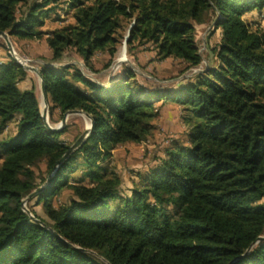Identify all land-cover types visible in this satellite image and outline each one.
Returning a JSON list of instances; mask_svg holds the SVG:
<instances>
[{
  "label": "trees",
  "instance_id": "trees-1",
  "mask_svg": "<svg viewBox=\"0 0 264 264\" xmlns=\"http://www.w3.org/2000/svg\"><path fill=\"white\" fill-rule=\"evenodd\" d=\"M64 10L70 24L36 29ZM253 11L264 13V0H0V32L43 38L51 52L38 66L51 109L79 110L93 123L57 165L70 148L59 141L64 130L45 127L33 85L18 87L25 70L9 56L0 63V264H264V32L242 20ZM201 25L220 39L203 71L172 90L148 91L127 68L103 87L71 65H48L69 49L86 65L96 54L110 61L126 27L128 53L149 46L186 70L202 63ZM158 101L197 122L187 145L171 143L124 195L104 161L116 146L146 141ZM39 163L45 176L36 184ZM50 175L26 202L45 219L26 208L31 218L22 201ZM63 188L70 197L54 203Z\"/></svg>",
  "mask_w": 264,
  "mask_h": 264
},
{
  "label": "rangeland",
  "instance_id": "rangeland-1",
  "mask_svg": "<svg viewBox=\"0 0 264 264\" xmlns=\"http://www.w3.org/2000/svg\"><path fill=\"white\" fill-rule=\"evenodd\" d=\"M58 4H62L60 1ZM65 4L61 7L65 8ZM72 11H62L59 20H53V17L46 18L43 25L37 30L47 32L58 26H65L71 22ZM248 25H253L264 32V13H257L251 20L242 18ZM210 26L201 25L196 27V41L198 54L202 59V63L193 68L184 69V65L173 59H158L149 46L137 47L136 44L129 53L124 39L127 36L128 28L122 31V38L116 48L113 58L109 61L108 56L104 54H96L91 60L90 65H86L72 50H65L61 59L51 62L50 66H73L88 81L96 83L100 86L107 87L116 81L122 74L124 69H129L134 80L148 91L154 90H172L185 79H190L195 73L203 71L207 65V48L213 46L220 39V32L217 31L213 36H209ZM12 51L6 47L5 41L0 38V63L7 60L9 56L16 61L19 60L22 65L28 68L39 70L38 66L51 58V52L41 39H13L8 38ZM124 50V59L118 61L121 50ZM119 54V55H118ZM18 64V63H17ZM214 64L211 65V67ZM27 79L19 84L20 89H28L31 85L34 87V93L37 98L39 109H46L47 123L53 128H59L63 114H59L58 110H52L51 105L46 100L43 104L42 94L40 91V79L35 72L25 70ZM41 101V102H40ZM42 104V105H41ZM44 106V107H43ZM154 106L159 110V116L152 122L153 129L146 141L139 144H124L116 146L111 152L109 166L113 168L121 179V193L128 195L130 189L134 185H139L140 180L145 171L158 162L163 157V151L170 146L171 143L177 142L187 145L186 133L192 123L197 120H189L186 110L175 103L161 104V101L155 102ZM51 116V119H50ZM89 120L82 115H69L65 119L64 126L61 130L64 133L59 137L61 143L71 146L81 133L89 126ZM14 122H11L6 133L14 132ZM60 130V131H61ZM2 136H5L3 134ZM36 176V184H40V179L45 176V165L39 163L33 168ZM79 176V172L75 175ZM70 197V191L63 188L56 194L52 201L56 204L65 203ZM25 208H30L39 218H44L40 205H35L34 201L25 203Z\"/></svg>",
  "mask_w": 264,
  "mask_h": 264
},
{
  "label": "water",
  "instance_id": "water-1",
  "mask_svg": "<svg viewBox=\"0 0 264 264\" xmlns=\"http://www.w3.org/2000/svg\"><path fill=\"white\" fill-rule=\"evenodd\" d=\"M131 27V26H130ZM130 28L128 29L127 32V36L124 39V45L126 44L127 38H128V34H129ZM0 38H2L5 43H6V47L8 48V50L11 52V46L10 43L8 41L9 35L8 33L5 32H0ZM24 70H30L32 72H35L37 74V76L40 79V91L42 94V99H43V103L44 105H46V94H45V90H44V85L41 79V74L39 73V71L35 70L34 68H28L25 67L24 65L21 64V62L19 60L16 61ZM69 115H82L84 117H86L89 120V126L81 133V135L77 138V140L70 146V148L68 149V151L65 153V155L57 162V165H59L64 159H66V157L71 154L73 151H75L88 137L89 133L91 132L92 128H93V123H92V119L85 113L79 111V110H72V111H67L63 114V117L60 121V126L59 128H53L50 125H48L47 123V115H46V109L41 110L40 111V117L42 122L44 123L45 127L52 131V132H59L62 127L64 126L65 123V119L67 116ZM53 176L50 175L46 181V185L40 188H37L36 190H34L33 192H31L23 201H22V209L23 211L28 214L31 218L32 215L28 212V210L25 208V203L31 199L32 197H34L35 195H37L38 193L42 192L44 190V188H46L49 184H50V178H52ZM264 237H260L258 238V241L263 239Z\"/></svg>",
  "mask_w": 264,
  "mask_h": 264
},
{
  "label": "crops",
  "instance_id": "crops-1",
  "mask_svg": "<svg viewBox=\"0 0 264 264\" xmlns=\"http://www.w3.org/2000/svg\"><path fill=\"white\" fill-rule=\"evenodd\" d=\"M257 13H258L257 11H253V12H250V13H246V14H244L242 16V18L245 17L247 20H251V17H254ZM71 22H72V20H71ZM71 22H69L68 24H70ZM59 27H61V26H58L56 28H59ZM53 29H55V28H53ZM5 61L6 60H2V62H5ZM18 87H19V85H18Z\"/></svg>",
  "mask_w": 264,
  "mask_h": 264
},
{
  "label": "bare ground",
  "instance_id": "bare-ground-1",
  "mask_svg": "<svg viewBox=\"0 0 264 264\" xmlns=\"http://www.w3.org/2000/svg\"><path fill=\"white\" fill-rule=\"evenodd\" d=\"M119 55V54H118ZM124 59V50L122 49L121 52H120V55H119V58H118V61H121ZM41 102V101H40ZM44 104V103H43ZM42 105V104H41ZM45 106V105H44ZM43 106V107H44ZM89 124V123H88Z\"/></svg>",
  "mask_w": 264,
  "mask_h": 264
}]
</instances>
